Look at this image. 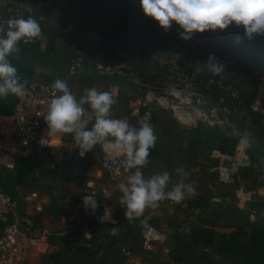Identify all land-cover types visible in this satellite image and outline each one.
Masks as SVG:
<instances>
[{
    "label": "trees",
    "instance_id": "1",
    "mask_svg": "<svg viewBox=\"0 0 264 264\" xmlns=\"http://www.w3.org/2000/svg\"><path fill=\"white\" fill-rule=\"evenodd\" d=\"M29 17L40 24L42 37L19 42V53L9 57L22 82L51 88L60 79L77 99L86 88L110 92L117 101L111 118L139 128V120L147 117L154 128L157 140L142 169L145 178L167 171L166 190H171L182 179L175 169L182 167L183 182L196 194L179 204L165 199L129 222L119 204V187L99 165L101 145L81 157L73 134H62L57 159L49 148L38 150L32 138L13 157L11 169H0V193L14 203V211L0 221V237L15 218L20 230L25 228L21 220H28L31 229L43 231L46 247L31 258L33 264H125L128 259L137 264H264V196L255 195L263 185L256 173L262 172L264 158V63L253 56L264 35L248 39L242 26L232 24L184 41L179 25L173 22L165 31L144 15L140 0H0L5 28L10 18ZM210 56L224 65L221 74L208 71ZM107 65L127 73L104 75L98 67ZM163 86L190 90L197 109L225 108L227 114L220 111L210 124L197 117L190 127L180 125L169 108L146 99L149 90ZM19 101L11 94L0 97V121L15 115ZM244 134L249 165L239 166L230 182H219L218 160L211 153L233 155ZM132 172L121 167L120 184ZM238 189L253 195L242 202ZM101 190L109 193L106 224L79 209L82 197L99 198ZM30 194L44 199L39 212L23 202ZM142 223L163 237L150 250L143 248ZM113 227L119 229L116 235Z\"/></svg>",
    "mask_w": 264,
    "mask_h": 264
},
{
    "label": "clouds",
    "instance_id": "2",
    "mask_svg": "<svg viewBox=\"0 0 264 264\" xmlns=\"http://www.w3.org/2000/svg\"><path fill=\"white\" fill-rule=\"evenodd\" d=\"M140 6L144 15L153 18L165 31L173 22L179 25L180 38L184 41L191 40L196 33L223 31L232 24L242 26L248 39L264 35V0H140ZM41 37V26L31 17L10 18L6 28L0 24V97L26 94V81L22 82L9 57L19 53V42L27 45ZM213 61L216 59L210 56L208 71L221 74L224 65ZM116 102L110 92L95 87L84 89V94L77 99L67 82L57 79L51 85V99L44 116L48 134L50 137L73 134L81 157L96 145L126 157V169H134V172L126 183L119 185L122 193L119 204L125 209L124 217L129 222L140 217L146 208L158 207L165 199L179 204L186 197L194 196V186L183 182L187 174L182 167L175 169L182 179L171 190H166L171 179L167 171L145 178L142 169L149 163V150L157 140L154 128L147 117L139 128L130 126L127 119L111 118ZM118 231V227H113L111 234L116 235Z\"/></svg>",
    "mask_w": 264,
    "mask_h": 264
},
{
    "label": "built area",
    "instance_id": "3",
    "mask_svg": "<svg viewBox=\"0 0 264 264\" xmlns=\"http://www.w3.org/2000/svg\"><path fill=\"white\" fill-rule=\"evenodd\" d=\"M153 59L160 65L165 64L159 57H154ZM120 68L123 67L114 65L98 67L102 74L111 77L119 75L121 73ZM168 70L171 71L172 67L168 68ZM169 87L168 92H163L161 95L171 99L168 100V104L163 100L159 105L164 108H169L173 116L177 120H180L186 127L192 126L194 119L197 117H200L202 121L210 124L214 120H218V113L220 111L221 113L227 114L225 108H221L220 111L216 108H210L206 111L197 109L195 107L196 101L193 99V94L190 90L188 91L186 88L181 90L176 86ZM50 99L51 88L36 84H26V94L23 97H19L20 101L16 107L15 115L12 117L13 128L11 134L8 137L0 135V169H11L13 157L19 155L21 149L32 138L35 139V145L38 150L42 148L51 149L50 145H52V142H59L62 134L50 137L48 134L49 129L44 119V116L47 114ZM172 99H175L177 102ZM156 100H160L159 96H156ZM191 101H194L193 108L195 109L193 110H195L196 117L194 119L191 114ZM251 110L256 111V106H252ZM184 115H188L190 119L184 121L182 118ZM247 139L248 136L246 134L241 136L237 142L235 151H241ZM101 149L103 154L99 165L108 173L111 180L114 181L115 187H119L121 182L120 168L124 160L123 155L111 150H105L103 147ZM211 156L218 160L217 166L214 169L217 174V180L222 183L230 182L239 164L236 156L234 154L228 156L217 152H212ZM239 190L242 189L236 190L235 194L240 201H242V198L249 199L253 195L252 192H239ZM108 196L109 193L106 190H101L99 198L95 196L82 197L79 204L81 213L93 217L94 221L98 224L109 223L110 218L106 210V199ZM23 202L30 205L32 211L39 212L41 205L44 203V199L37 197L35 194H30L24 197ZM13 211L14 203L7 196L0 193V221H5L4 216ZM21 222L25 225V228L22 230L18 228L16 218L4 229L0 237V264H33L31 258L34 257V252L44 243L43 231L39 232L31 229L28 220H21ZM140 236L145 250H150L153 244L161 243L163 240L162 234L146 223H142L141 225ZM163 252L165 253V250Z\"/></svg>",
    "mask_w": 264,
    "mask_h": 264
},
{
    "label": "rangeland",
    "instance_id": "4",
    "mask_svg": "<svg viewBox=\"0 0 264 264\" xmlns=\"http://www.w3.org/2000/svg\"><path fill=\"white\" fill-rule=\"evenodd\" d=\"M87 36V39L89 40V41H92V42H96V38L95 37H93L91 34H87L86 35ZM253 56L254 57H256L260 62H262V63H264V45H262V46H260L258 49H256V50H254L253 51ZM169 86H163V87H160V88H158V89H151V90H149L147 93H146V99L147 98H149L150 97V99H148V100H154L156 103H160L161 104V102L163 101V100H156V96L158 97H161V96H163V95H161L163 92L164 93H167L168 92V89L170 88H168ZM189 91V90H188ZM171 98H169L168 97V100H170ZM173 101H175V102H177L175 99H172ZM174 105H175V103H173ZM177 104V103H176ZM167 108V107H166ZM139 124L141 125V123H140V120H139ZM182 125V124H181ZM52 145H50L51 146V151H52V153L54 154V155H57L58 156V154H59V151H60V145H59V142H52L51 143ZM57 144V145H56ZM57 159L59 158V156L58 157H56ZM60 225L62 226L63 225V223H60ZM125 264H137V260L135 259H128L126 262H125Z\"/></svg>",
    "mask_w": 264,
    "mask_h": 264
},
{
    "label": "crops",
    "instance_id": "5",
    "mask_svg": "<svg viewBox=\"0 0 264 264\" xmlns=\"http://www.w3.org/2000/svg\"><path fill=\"white\" fill-rule=\"evenodd\" d=\"M131 105H134V102H132ZM193 109H195V108H193L191 106V114H192L193 119H194L196 117H195V110H193ZM177 121H178V124H180V125L182 124V122L180 120H177ZM140 123L142 124L143 122L140 120ZM12 126H13L12 117L11 118H6V119H3L2 121H0V135L8 137L11 134V132H12V128H13ZM183 126H185V125H183ZM234 155L236 156V158L239 161V163L242 160V158L245 157L243 155V151L242 150L241 151L240 150H236L234 152ZM261 170H262V172L260 173V176L258 178L261 179V182L263 183V185L260 186L259 188H257V190L255 192V195L263 197L264 196V161L263 160H262ZM45 247H46V245L44 243L42 244V246H39V249L36 252H34V257L36 255L40 254V253H43V251L45 250Z\"/></svg>",
    "mask_w": 264,
    "mask_h": 264
},
{
    "label": "water",
    "instance_id": "6",
    "mask_svg": "<svg viewBox=\"0 0 264 264\" xmlns=\"http://www.w3.org/2000/svg\"><path fill=\"white\" fill-rule=\"evenodd\" d=\"M120 72L126 74L127 70L125 68H120ZM159 98H160V100H165L164 102L168 104V98H166L165 96H163V97L161 96ZM148 99H150V97ZM190 105L193 107L194 101H191ZM182 118L184 119V121H188L190 119L188 115H184V116H182ZM248 143H249V139H247L246 143L244 144L242 151H244V149ZM248 165H249V161L246 157H244V158H242V160L238 164V167L239 166H248ZM123 166H125V159L122 161V167ZM256 176L259 177L260 173H256ZM241 191H243V190H239V192H241ZM246 199H248V198H242V202H244Z\"/></svg>",
    "mask_w": 264,
    "mask_h": 264
}]
</instances>
